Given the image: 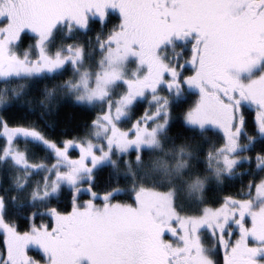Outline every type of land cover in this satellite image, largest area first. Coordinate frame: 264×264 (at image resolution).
Here are the masks:
<instances>
[{
    "label": "snow or ice",
    "instance_id": "obj_1",
    "mask_svg": "<svg viewBox=\"0 0 264 264\" xmlns=\"http://www.w3.org/2000/svg\"><path fill=\"white\" fill-rule=\"evenodd\" d=\"M0 83V264H264V0H0Z\"/></svg>",
    "mask_w": 264,
    "mask_h": 264
},
{
    "label": "trees",
    "instance_id": "obj_2",
    "mask_svg": "<svg viewBox=\"0 0 264 264\" xmlns=\"http://www.w3.org/2000/svg\"><path fill=\"white\" fill-rule=\"evenodd\" d=\"M115 14H113L114 16ZM27 36H31V34L27 33ZM81 39H83V37H81ZM60 42V38H57L56 43ZM55 46V45H54ZM26 46H21L20 48V52H23L25 50ZM96 59V57H93V66H94V60ZM24 83H28L29 84V88L25 89V95L23 98H27L28 95H30V88L32 87V85L27 82L24 81ZM49 84L53 83L52 80L48 81ZM19 84L20 82H13L12 84H9L7 86L8 88V95H11L12 92V88L16 87L19 88ZM5 87V85L3 83H0V90H2ZM194 99V96H193ZM141 105L143 107H146L147 104L144 101H141ZM70 110H74L75 115L77 116L78 120L80 121H84L87 120L88 117L91 115V109H85V108H81L80 106H74V105H65L63 108V111H70ZM176 124H179L180 122H175ZM176 130L175 126L173 127L172 131L174 132ZM51 134L53 135H57L60 132V128L57 127L54 130L50 129L49 130ZM212 132H216V130L211 129ZM198 140V137H197ZM170 142L168 140H165V148L169 147ZM23 142H21V147H23ZM203 147H207V145H204ZM30 151L35 152L36 155H43L42 152L38 151L37 149L33 148V146L29 145ZM203 149H201V155H202ZM243 154V153H242ZM161 155H163V153H161ZM169 161L173 160L174 157L172 156H168L166 157ZM200 171L201 174H203V165L201 164L200 166ZM99 171V179L101 184H105V183H109L112 180L115 179H119L122 185H127V183H129L131 181V177L130 176H126V168L124 166L123 160L119 161L118 167L116 169H112L110 165H103L101 166V168L98 170ZM134 171L136 172V179L137 180H143L145 183H151L152 181H159L161 180V174L160 173H154L152 171V162L151 160L145 159L143 165H141L140 167H136L134 165ZM38 178V177H34ZM175 183L177 184V204L178 205H184L185 207H187L190 203L194 204V198L190 197L186 191V188L184 187V185L179 181H175ZM241 183V178L240 177H231L228 178L227 181V185H226V191H232L235 192V190L240 186ZM210 184L214 185L215 184V180L211 179L210 180ZM208 196L211 197L212 193L209 192ZM85 199L87 197H84ZM122 199H127V197H122ZM21 201L24 202V207L23 208H17L16 206H12V211L19 214L21 212L30 210L32 208H35L36 210H41L45 207H47V202L45 201H37L35 204L29 205L27 203V193L26 192H21L18 194V203H20ZM31 255L39 258L40 254L39 251L37 250H31L30 252Z\"/></svg>",
    "mask_w": 264,
    "mask_h": 264
},
{
    "label": "rangeland",
    "instance_id": "obj_3",
    "mask_svg": "<svg viewBox=\"0 0 264 264\" xmlns=\"http://www.w3.org/2000/svg\"><path fill=\"white\" fill-rule=\"evenodd\" d=\"M28 34H31V33H28ZM32 35V34H31ZM25 51V50H24ZM23 51V52H24ZM23 52H21V53H23ZM166 55L168 56V57H174V55H175V53H174V51L172 50V49H168L167 51H166ZM135 68V64L134 63H131V64H129V71H131L132 69H134ZM215 130V129H214ZM234 239H235V237H234ZM205 240H206V245L209 247V249H211V247H212V245H213V241L210 239V238H207V237H205ZM32 250H37V249H32ZM38 251V250H37ZM40 254V253H39ZM217 256H218V258L219 259H221L222 260V256H223V250L221 249L219 252H218V254H217Z\"/></svg>",
    "mask_w": 264,
    "mask_h": 264
}]
</instances>
